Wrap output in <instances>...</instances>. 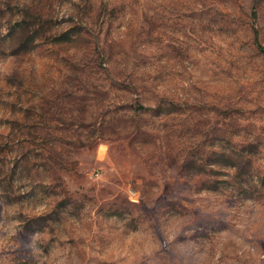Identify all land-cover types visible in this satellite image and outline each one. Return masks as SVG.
<instances>
[{
	"label": "rangeland",
	"instance_id": "rangeland-1",
	"mask_svg": "<svg viewBox=\"0 0 264 264\" xmlns=\"http://www.w3.org/2000/svg\"><path fill=\"white\" fill-rule=\"evenodd\" d=\"M264 0H0V264H264Z\"/></svg>",
	"mask_w": 264,
	"mask_h": 264
},
{
	"label": "trees",
	"instance_id": "trees-1",
	"mask_svg": "<svg viewBox=\"0 0 264 264\" xmlns=\"http://www.w3.org/2000/svg\"><path fill=\"white\" fill-rule=\"evenodd\" d=\"M254 42H255L257 48L259 49L260 53L262 54L263 59H264V46L262 44H260V42L258 41V37H257L256 32L254 34Z\"/></svg>",
	"mask_w": 264,
	"mask_h": 264
}]
</instances>
